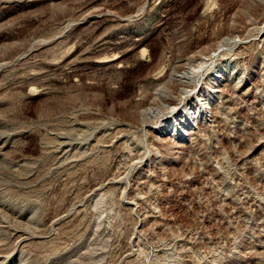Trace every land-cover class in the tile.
<instances>
[{
	"label": "rangeland",
	"instance_id": "obj_1",
	"mask_svg": "<svg viewBox=\"0 0 264 264\" xmlns=\"http://www.w3.org/2000/svg\"><path fill=\"white\" fill-rule=\"evenodd\" d=\"M0 264H264V0H0Z\"/></svg>",
	"mask_w": 264,
	"mask_h": 264
},
{
	"label": "bare ground",
	"instance_id": "obj_2",
	"mask_svg": "<svg viewBox=\"0 0 264 264\" xmlns=\"http://www.w3.org/2000/svg\"><path fill=\"white\" fill-rule=\"evenodd\" d=\"M192 69V68H191ZM192 71L191 70H188V71H185L184 73L185 74H190ZM191 75V74H190ZM188 76V75H187Z\"/></svg>",
	"mask_w": 264,
	"mask_h": 264
}]
</instances>
